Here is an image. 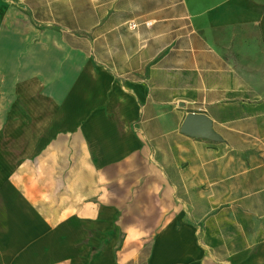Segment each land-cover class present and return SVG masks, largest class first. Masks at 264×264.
<instances>
[{
  "label": "crops",
  "instance_id": "0c3cea01",
  "mask_svg": "<svg viewBox=\"0 0 264 264\" xmlns=\"http://www.w3.org/2000/svg\"><path fill=\"white\" fill-rule=\"evenodd\" d=\"M13 1L0 264H264V8ZM189 112L217 139L182 133Z\"/></svg>",
  "mask_w": 264,
  "mask_h": 264
},
{
  "label": "water",
  "instance_id": "95a60500",
  "mask_svg": "<svg viewBox=\"0 0 264 264\" xmlns=\"http://www.w3.org/2000/svg\"><path fill=\"white\" fill-rule=\"evenodd\" d=\"M181 132L197 138L217 139V136L212 131L211 121L203 113H187L181 125Z\"/></svg>",
  "mask_w": 264,
  "mask_h": 264
},
{
  "label": "rangeland",
  "instance_id": "374dc122",
  "mask_svg": "<svg viewBox=\"0 0 264 264\" xmlns=\"http://www.w3.org/2000/svg\"><path fill=\"white\" fill-rule=\"evenodd\" d=\"M13 1V0H11ZM243 1H248L250 4V7H253L254 9H257V10H260V9H263L264 8V0H243ZM12 7L18 9V6L14 3L13 1V4H11ZM21 7V6H19ZM32 22V21H31ZM33 25H37L39 29H42L43 27H46L43 23L40 24L41 26H39L38 24H36L34 21L32 22ZM59 25H55V29H58L59 30ZM258 134L259 132H257V128L254 129V133H248L247 134H244V135H239L237 138H232V136H230V140L233 139V140H255V139H258Z\"/></svg>",
  "mask_w": 264,
  "mask_h": 264
}]
</instances>
